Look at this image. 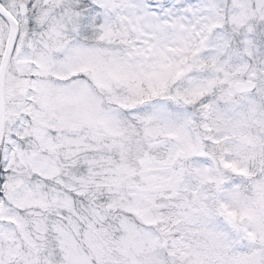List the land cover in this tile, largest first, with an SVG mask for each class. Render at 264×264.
Here are the masks:
<instances>
[{
	"label": "snow or ice",
	"instance_id": "obj_1",
	"mask_svg": "<svg viewBox=\"0 0 264 264\" xmlns=\"http://www.w3.org/2000/svg\"><path fill=\"white\" fill-rule=\"evenodd\" d=\"M0 264H264V0H0Z\"/></svg>",
	"mask_w": 264,
	"mask_h": 264
}]
</instances>
